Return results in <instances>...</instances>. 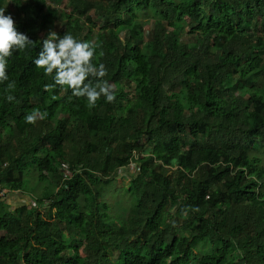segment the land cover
<instances>
[{
  "label": "trees",
  "instance_id": "obj_1",
  "mask_svg": "<svg viewBox=\"0 0 264 264\" xmlns=\"http://www.w3.org/2000/svg\"><path fill=\"white\" fill-rule=\"evenodd\" d=\"M56 1L5 7L36 43L0 83V194L46 197H0V264H264V0ZM50 31L99 44L114 102L44 91ZM134 153L118 224L102 191Z\"/></svg>",
  "mask_w": 264,
  "mask_h": 264
},
{
  "label": "clouds",
  "instance_id": "obj_2",
  "mask_svg": "<svg viewBox=\"0 0 264 264\" xmlns=\"http://www.w3.org/2000/svg\"><path fill=\"white\" fill-rule=\"evenodd\" d=\"M5 11V7H0V83L7 82L6 92L11 93L16 88V82L9 80L8 60L14 50H25L30 45L35 46L36 42L18 31L16 21L11 14L6 15ZM98 47V43L79 40L71 33L60 36L50 31L42 41V50L32 61L37 69H43L44 75L53 80V83L44 85V91L52 93L57 86L61 90L66 87L71 91L69 99L85 98L90 108L95 107L101 97L108 103L114 102V85L104 79L107 75L105 64L93 63ZM15 99L12 94L6 95L9 103ZM46 116V112L33 109L24 119L28 124H35Z\"/></svg>",
  "mask_w": 264,
  "mask_h": 264
},
{
  "label": "rangeland",
  "instance_id": "obj_3",
  "mask_svg": "<svg viewBox=\"0 0 264 264\" xmlns=\"http://www.w3.org/2000/svg\"><path fill=\"white\" fill-rule=\"evenodd\" d=\"M4 5L9 6V0L4 1ZM60 0L56 2H50V5L57 9L60 5ZM62 7H64V1L62 3ZM154 16L152 13L151 17ZM139 156L137 153L133 154V157L126 168H122L117 173V181H115L114 185L106 186L103 188V195L102 200L106 203L110 210H109V217L118 224L127 225L129 221V211L132 208V197L126 192L129 188L131 179L137 172V163L135 160L138 161ZM31 178V177H30ZM27 191L22 192H14L9 193L6 190H2L3 192L6 191V196L1 193L0 197L3 198L6 203L11 205L13 211L19 206L26 204V202H30L31 198L33 197H46L45 185H37L35 178L26 181ZM33 189V190H32ZM30 191V192H28Z\"/></svg>",
  "mask_w": 264,
  "mask_h": 264
},
{
  "label": "built area",
  "instance_id": "obj_4",
  "mask_svg": "<svg viewBox=\"0 0 264 264\" xmlns=\"http://www.w3.org/2000/svg\"><path fill=\"white\" fill-rule=\"evenodd\" d=\"M7 191V190H6ZM6 191H4V192H2L3 194H5L6 193ZM4 196V195H3Z\"/></svg>",
  "mask_w": 264,
  "mask_h": 264
}]
</instances>
